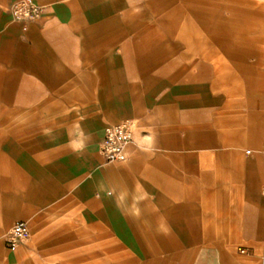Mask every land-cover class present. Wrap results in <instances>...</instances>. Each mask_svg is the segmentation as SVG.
Segmentation results:
<instances>
[{"label": "crops", "instance_id": "1", "mask_svg": "<svg viewBox=\"0 0 264 264\" xmlns=\"http://www.w3.org/2000/svg\"><path fill=\"white\" fill-rule=\"evenodd\" d=\"M14 1L0 264H264V0H34L25 28ZM124 121L126 159L105 163ZM17 221L31 238L8 250Z\"/></svg>", "mask_w": 264, "mask_h": 264}, {"label": "built area", "instance_id": "2", "mask_svg": "<svg viewBox=\"0 0 264 264\" xmlns=\"http://www.w3.org/2000/svg\"><path fill=\"white\" fill-rule=\"evenodd\" d=\"M44 7L34 0H16L9 7L11 20L20 23L23 28L36 21L43 14ZM133 139V125L124 121L104 128L99 145V152L105 163L123 162L126 159L125 149ZM249 153V151H247ZM31 238V231L24 221H17L3 237L4 246L14 250ZM244 252V251H242Z\"/></svg>", "mask_w": 264, "mask_h": 264}, {"label": "rangeland", "instance_id": "3", "mask_svg": "<svg viewBox=\"0 0 264 264\" xmlns=\"http://www.w3.org/2000/svg\"><path fill=\"white\" fill-rule=\"evenodd\" d=\"M226 12V11H225ZM226 13H228L229 14V12H226ZM225 14V13H224ZM225 15H227V14H225ZM181 30H182V28H181V26H180V29H179V32H181ZM192 31H194V30H192ZM194 33H192L191 35H193ZM198 45H199V41L196 39H192L191 41H190V46H191V51H192V53H197V51H195V48H198ZM206 47H207V49L209 50V48L210 47H214V44H213V41L212 40H207V45H206Z\"/></svg>", "mask_w": 264, "mask_h": 264}]
</instances>
